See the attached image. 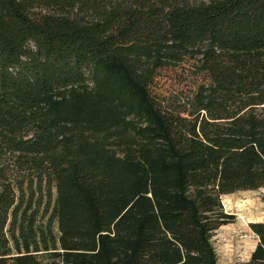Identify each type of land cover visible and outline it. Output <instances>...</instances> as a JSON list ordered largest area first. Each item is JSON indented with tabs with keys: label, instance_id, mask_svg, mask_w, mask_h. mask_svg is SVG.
Here are the masks:
<instances>
[{
	"label": "trees",
	"instance_id": "trees-1",
	"mask_svg": "<svg viewBox=\"0 0 264 264\" xmlns=\"http://www.w3.org/2000/svg\"><path fill=\"white\" fill-rule=\"evenodd\" d=\"M186 55L207 80L183 113L154 82ZM30 119L11 144L59 153L61 264H218L221 193L264 185V0H0V132ZM68 123L91 132L67 140ZM15 188L0 177V264H39L8 245ZM249 225L264 264V220Z\"/></svg>",
	"mask_w": 264,
	"mask_h": 264
},
{
	"label": "rangeland",
	"instance_id": "rangeland-1",
	"mask_svg": "<svg viewBox=\"0 0 264 264\" xmlns=\"http://www.w3.org/2000/svg\"><path fill=\"white\" fill-rule=\"evenodd\" d=\"M197 62V57L186 55L178 64L158 69L154 89L163 105L183 113L195 112L200 107L196 92L199 84L207 79L197 69ZM76 88L78 85L62 88L55 97L68 95ZM130 117L135 123H142L140 116L132 114ZM33 121L35 119H30L14 130L0 132V177L12 178L17 198L21 201L15 218L11 214L8 218L6 236L12 252L28 246L39 264H61L57 221L52 211L55 194L53 169L59 153L27 156L29 160L26 161L19 158L21 156L11 144L32 135ZM80 132L91 130L83 124L64 125L63 135L67 140H73ZM220 196L224 211L232 213L233 218L212 234L217 263L253 264L249 259L258 236L249 223L264 220V185L235 188L222 192Z\"/></svg>",
	"mask_w": 264,
	"mask_h": 264
}]
</instances>
